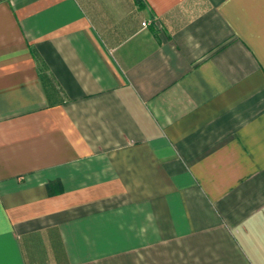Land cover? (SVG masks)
<instances>
[{
  "label": "crops",
  "instance_id": "1",
  "mask_svg": "<svg viewBox=\"0 0 264 264\" xmlns=\"http://www.w3.org/2000/svg\"><path fill=\"white\" fill-rule=\"evenodd\" d=\"M0 264H264V0H0Z\"/></svg>",
  "mask_w": 264,
  "mask_h": 264
},
{
  "label": "built area",
  "instance_id": "2",
  "mask_svg": "<svg viewBox=\"0 0 264 264\" xmlns=\"http://www.w3.org/2000/svg\"><path fill=\"white\" fill-rule=\"evenodd\" d=\"M146 24H148V21L141 22L142 27H144Z\"/></svg>",
  "mask_w": 264,
  "mask_h": 264
}]
</instances>
